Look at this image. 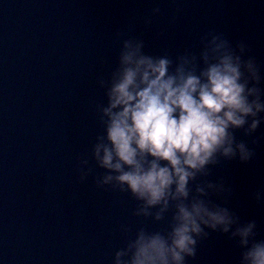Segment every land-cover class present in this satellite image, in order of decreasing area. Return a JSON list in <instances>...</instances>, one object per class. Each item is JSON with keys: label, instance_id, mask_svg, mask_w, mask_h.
<instances>
[{"label": "water", "instance_id": "95a60500", "mask_svg": "<svg viewBox=\"0 0 264 264\" xmlns=\"http://www.w3.org/2000/svg\"><path fill=\"white\" fill-rule=\"evenodd\" d=\"M209 32L237 52L247 45L242 58H255L264 89V0H0V264H113L139 228L167 229L171 209L162 221L156 209L136 216L142 202L97 186L107 172L91 155L106 104L98 81L109 78L123 39H142L146 54L175 64L198 55ZM233 131L253 159L218 157L191 187L217 185L212 199L240 224L256 221L264 239V203L252 197L264 189V122L250 135ZM81 159L92 170L83 180ZM205 231L186 264H239L231 233Z\"/></svg>", "mask_w": 264, "mask_h": 264}, {"label": "clouds", "instance_id": "9594fccd", "mask_svg": "<svg viewBox=\"0 0 264 264\" xmlns=\"http://www.w3.org/2000/svg\"><path fill=\"white\" fill-rule=\"evenodd\" d=\"M201 43L198 55L186 53L174 64L167 55L146 54L142 39H123L109 78L98 81L106 104L97 107L102 133L91 155L107 172L97 186L113 185L142 202L136 216H152L156 209L154 220L162 221L172 210L166 230L139 228L115 252L113 264H186L206 229L231 233L242 250L239 264H264L256 221L240 224L216 203L210 191H222L217 185L198 184L194 193L191 187L218 157L253 159L254 151L237 142L233 130L250 135L264 122L260 67L254 57L242 58L248 51L243 42L237 52L228 39L209 32ZM87 164L79 161L81 180L92 171H85ZM252 197L264 203V189Z\"/></svg>", "mask_w": 264, "mask_h": 264}]
</instances>
